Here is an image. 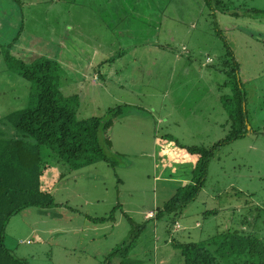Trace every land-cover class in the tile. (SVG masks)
<instances>
[{"label": "rangeland", "instance_id": "rangeland-1", "mask_svg": "<svg viewBox=\"0 0 264 264\" xmlns=\"http://www.w3.org/2000/svg\"><path fill=\"white\" fill-rule=\"evenodd\" d=\"M222 1L0 0V138L17 133L5 117L37 100L33 83L8 65L7 52L26 64L55 61L63 94L78 97L80 119L130 106L104 135L118 166L100 161L70 170L50 156L42 187L55 205L29 207L11 218L6 244L16 255L30 264H102L138 234L134 225L145 228L128 264H186L175 240L212 242L235 230L264 239V0ZM163 8V15L157 12ZM156 38L170 39L168 61ZM119 43L129 54L102 62L98 46L118 50ZM41 52L44 57L37 56ZM226 60L239 66L249 132L217 150L194 201L155 218L185 183L173 180L182 163L175 140L210 147L234 130L222 100L235 94L233 82L225 84Z\"/></svg>", "mask_w": 264, "mask_h": 264}, {"label": "trees", "instance_id": "trees-1", "mask_svg": "<svg viewBox=\"0 0 264 264\" xmlns=\"http://www.w3.org/2000/svg\"><path fill=\"white\" fill-rule=\"evenodd\" d=\"M211 1L224 6L222 0H207ZM228 55L233 57L229 48ZM4 56L11 68H17L19 74L33 83L37 100L35 103L32 101L29 107L5 117L17 133L12 138H0V264H30L7 246V227L13 216L29 207L55 205L54 196L42 187V179L51 167L50 156L55 155L61 164H66L72 170L100 161L118 166L117 156L107 153L104 143L109 142V138L104 135L116 118L129 111L130 106L111 108L103 116L80 119L76 102L78 97L63 94L55 61L42 58L26 64L10 52ZM224 65L230 70V80L225 84L232 81L235 94L232 97L223 96L222 100L234 130L210 147L186 146L174 139L175 146L179 147L176 158L182 159L189 154L195 159L194 177L158 208L155 218L177 214L194 201L206 182L210 162L217 150L249 132L245 116L246 94L238 80L239 66L236 62L231 64V60H226ZM171 138L168 135L166 140ZM113 217H96L95 221L106 222ZM134 226L138 234H133L129 242L112 251L102 264H128L137 236L145 228V225ZM211 243L217 246L215 251L211 249ZM173 244L181 250L186 264H239V259L242 264H264V239L252 233L235 230L214 236L212 242L184 243L175 240Z\"/></svg>", "mask_w": 264, "mask_h": 264}, {"label": "crops", "instance_id": "crops-1", "mask_svg": "<svg viewBox=\"0 0 264 264\" xmlns=\"http://www.w3.org/2000/svg\"><path fill=\"white\" fill-rule=\"evenodd\" d=\"M120 8H119V6L118 7H116V10L118 11ZM149 9H150V11L151 12H154L155 11V9L156 8H151V7H149ZM164 9L165 8H163V9H161V10H157V12L158 13H160V14H162L163 15V12H164ZM23 14H24V10H23V8L20 10ZM125 14H127V12L126 13H123V14H121L122 16H125ZM110 16H111V18L112 19H115V17H114V14L112 15V14H110ZM109 16V17H110ZM23 20H24V27H25V17H23ZM159 22L161 23V26H162V24H163V17H159ZM169 38V37H168ZM168 38H164V40L162 41L161 39H155V40H153V42L154 43H157L158 45H160V48H162L163 50V53H165L166 55L165 56H163V57H165L166 59H167V61L169 60V56H170V54H171V52L168 50V49H165V44H167L169 41H170V39H168ZM151 41H148V45H149V43H150ZM15 43H18V41H15ZM21 49H26V50H28V47H27V45H24L23 47H20ZM126 49H127V47L125 46V44H123V43H119V46H118V50L116 49V48H114V49H104L103 48V46H101V45H99L98 46V50H100V51H102V54L104 55V56H106V57H104L103 58V61L102 62H107V61H120V60H123L125 57H126V55H128L129 53H127V51H126ZM117 50V51H116ZM29 52V51H28ZM150 52H152V49H150ZM38 57H44V52H41V53H39L38 55H37ZM31 59L32 60H34L35 59V57L33 56V57H31ZM133 60L134 61H140L141 60V57H140V55L139 54H134V56H133ZM122 69H124V66L122 65ZM118 72H120L121 71V69H119V70H117ZM117 72V73H118ZM118 76H119V74H118ZM95 77L98 79V80H100L101 79V77H102V75L101 74H98V73H95ZM185 157H187L186 155H185ZM177 159V158H176ZM181 160V162L182 163H178V165L176 166V169L177 170H179L180 171V173H178V171H176L177 173H178V175H174V177H173V180H175V179H183L184 178V182L185 183H183V185H185V184H187V183H189L190 181H189V178H187L186 176H188V172H189V169H193V171H194V167H195V159L192 157V158H189V159H187V160H184L183 158L182 159H180ZM99 162H97V163H95V164H98ZM92 165H94V164H92ZM92 165H90L91 167H92ZM180 166V167H179ZM70 169V168H69ZM71 170V169H70ZM190 170V171H191ZM172 173H174V172H172ZM177 181V180H176ZM183 185H181V186H183ZM181 186H179V187H181ZM178 187V188H179ZM120 204V203H119ZM118 205V204H117ZM152 210H149L148 211V213L149 212H151ZM123 212H124V210H123Z\"/></svg>", "mask_w": 264, "mask_h": 264}, {"label": "built area", "instance_id": "built-area-1", "mask_svg": "<svg viewBox=\"0 0 264 264\" xmlns=\"http://www.w3.org/2000/svg\"><path fill=\"white\" fill-rule=\"evenodd\" d=\"M154 214H153V212H150L149 214H148V216H153Z\"/></svg>", "mask_w": 264, "mask_h": 264}, {"label": "clouds", "instance_id": "clouds-1", "mask_svg": "<svg viewBox=\"0 0 264 264\" xmlns=\"http://www.w3.org/2000/svg\"><path fill=\"white\" fill-rule=\"evenodd\" d=\"M151 212H152V211H151ZM149 213H150V212H149ZM149 213H148V214H149ZM153 216H154V215H153ZM153 216H149V218H150V217L152 218Z\"/></svg>", "mask_w": 264, "mask_h": 264}]
</instances>
